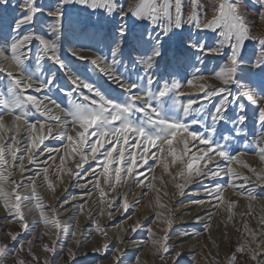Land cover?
<instances>
[{
  "label": "snow or ice",
  "instance_id": "snow-or-ice-1",
  "mask_svg": "<svg viewBox=\"0 0 264 264\" xmlns=\"http://www.w3.org/2000/svg\"><path fill=\"white\" fill-rule=\"evenodd\" d=\"M260 3L264 8V0ZM131 18L140 22L135 32L128 23ZM259 20L264 22V11L259 13ZM255 28L245 0H0V77L4 78L0 80V208L5 211V220L19 224L20 229L14 231L0 224V264H29L21 253L33 264H55L50 257L57 256V244L65 230L83 246L77 239L78 221L63 225L58 208L45 205L37 190L41 173L48 189L53 194L57 190L49 174V161H55L53 153L60 154V149L41 148L49 138L65 142L53 170L60 183L65 174L81 178L90 172L92 180L83 175L86 183L77 186L86 188L92 183L101 202L110 207L111 201L104 198L109 192L117 193L124 212L131 206V193L121 194L118 189L129 185L155 191V206L167 208L161 192L168 196L163 191L168 182L163 175L155 176L157 166L162 167L180 196L202 178H227L224 184L213 187L201 184L211 199L192 203H208L215 208L224 205L227 220L234 226L239 199L226 198L227 189L247 200V210L241 214L243 237L226 262L240 264L246 258L245 264H264V215L253 210L260 198L255 189L261 188L264 195V168L258 171L242 159L251 153L264 162V31ZM69 32L99 37L105 41L108 54L95 58L81 54L93 50L91 46L65 51L63 44ZM209 57L217 58V66L205 75ZM89 65L91 72L106 78L104 83L85 74ZM161 65L165 71L158 74ZM130 69L137 73L135 79L129 75ZM212 80L218 83H210ZM193 87L195 94L185 91ZM242 101L252 106L262 131L257 139L237 149L234 144L247 137L248 115ZM22 132L24 137L18 139ZM44 152L47 156L40 161ZM25 159L35 167L27 185L23 179L14 178L17 171L22 176L29 171ZM69 160L74 168L66 166ZM90 161L98 170L96 166L84 168ZM145 166L152 174L147 183L141 171ZM157 180L161 188H157ZM25 187L29 194L23 196ZM140 202L138 198L135 203ZM76 209L73 215L82 214L84 204L76 205ZM34 211L40 217L36 224L56 230L45 231L38 238L43 257L37 255L32 239L27 246L19 243L21 232L30 229L27 216ZM104 214L103 210L99 213ZM249 216H256L259 230L250 227ZM154 218L164 225L160 229L164 235L158 237L149 227L148 242L160 259L179 264L183 252L169 243L168 236L173 218L162 211H156ZM94 226L107 239L99 221ZM142 227L137 221L125 231L135 233ZM210 227L209 220L205 228ZM44 237L51 243H43ZM109 247L105 242L94 252L107 253ZM67 256L80 264L78 251L68 248ZM123 256L119 247L113 248V264H123ZM213 260L220 264L215 257ZM135 264H140L138 256Z\"/></svg>",
  "mask_w": 264,
  "mask_h": 264
},
{
  "label": "rangeland",
  "instance_id": "rangeland-1",
  "mask_svg": "<svg viewBox=\"0 0 264 264\" xmlns=\"http://www.w3.org/2000/svg\"><path fill=\"white\" fill-rule=\"evenodd\" d=\"M121 2L122 3L126 2V0H121ZM205 2H207V0H205ZM245 4H246V7L248 8V14L250 17V22H252L254 19V18H252V16H255V18H259V13L261 11H264V8H262V6H261L260 0H245ZM72 15H73V10L70 8L69 9V16H72ZM92 19L95 20L96 17L93 16ZM128 23L131 26V28L133 29V32L139 30V25H140L139 21H136L134 18H131V19H129ZM262 27H264V22H262ZM193 31H195V30H193ZM80 46H91L93 48V50H91V51L85 50V51L81 52L82 55L89 57V58H95V56L97 54H101V53L104 55L108 54V48L105 46V41L101 40L97 36H93L90 33L81 34L79 32H77V33L69 32L66 34L65 41L63 44V48L65 51L69 47H73V48L78 49V48H80ZM205 63H206V67L208 69V71L205 72V75H209L211 70L215 69L217 66V58L216 57L206 58ZM124 66L125 67L128 66L127 59L124 60ZM88 68H89V72L85 73L86 75H89L93 80H97L100 83H104L103 80L106 78H103L98 72H91L90 71L91 65H89ZM121 71L122 72L124 71V67L121 68ZM164 71H165V69H164L163 65H161V67L157 69L158 74H161ZM188 71L191 72L192 69L188 70ZM129 75L132 77V79H135L137 73L135 71H131V69H130ZM3 79H4L3 77H0V80H3ZM209 82L218 83L217 81H214V80L209 81ZM61 83H64V82L61 81ZM112 87L115 88L116 86L112 85ZM154 87H155V85H154ZM187 89H185V90H187ZM189 89L187 90V92H192L194 94L197 92L196 88H194L192 91H189ZM234 93H235V89H234ZM193 98H196V96L194 95ZM201 99H202V96H201ZM257 99H259V97H257ZM242 102L246 103V110H247V115H248V120L246 122V127H245V131L247 132V137L245 140H243L241 142L238 141L236 144H234V148H237V149H242L243 143H250L253 139H257L259 133L262 131L260 129L259 124L255 122V112H254L252 106L248 105L246 101H242ZM5 118L11 119L10 117H5ZM33 119H35V117H33ZM8 121H10V120H8ZM23 137H24V133L22 132V138ZM7 138H8L7 135H5V139H7ZM92 139H95V138L93 137ZM64 143L65 142H63L59 139H55V141L50 142V144L41 145V146H42V148H45V146H46L47 148L60 149V154H53V155H55V159H58V161H56V164H58L59 160H60V155L64 151ZM25 144H26V142H25ZM153 151H155V150L153 149ZM242 159L244 161H246L248 164H250L252 167L257 168L258 171L260 169L264 168V162H261L259 160V157L256 155H252L251 153H249V154L245 155L244 157H242ZM77 162H78V157H77ZM66 166L67 167L72 166L74 168V165H73V163L70 162V160L66 161ZM91 166H96L98 169V165H96V163L94 161H90L89 164L84 165V168L90 169ZM51 167H52V165H51ZM234 167H238V166L234 165ZM239 170L242 172H245L248 175H251V173L247 172V169L239 168ZM74 171H78V170L75 169ZM141 171L144 172L145 175L143 178L145 179V182L147 183V180L151 178L152 174L148 172L147 166H145L143 169H141ZM173 171H176V169H173ZM49 173H50V177L53 180V182L54 183L58 182V183H56V185H57V188H59L58 185L60 184V182H59V180H57L56 175L53 174V171H51ZM85 174H87V173H85ZM85 174H82V177ZM162 175H163L164 180L166 182H168L167 186L165 188H163V191L168 192V196H163V192H161V200L164 204L167 205L166 209H158L155 206V198H156V192L155 191H151L147 188H142V189L141 188H131V186L129 185L123 189H118V191L121 194L131 193V195H129V197H128V202L131 206H130L128 212H124L123 208H122V200L116 199L117 193L109 192L108 196L104 198L105 200L111 201V207H110L107 203L101 202L99 191L97 189H93V185H92L91 187H89V190L87 192L83 193L84 194L83 197L85 198L86 197L85 193L90 192L89 197L83 199L80 203L76 204V205L81 204V203L84 204V207H85L84 211H85L86 215L84 213H82L79 215H74L71 218H75V217L77 218L78 217L77 221H79L80 217L84 218L87 215H90L89 221L92 220L91 218L93 217V221H99V224L108 232L107 233L108 234L107 239H109V236H111V238L116 236V239H118L119 237L124 236V234L131 235L132 232H128L125 230L129 229L132 225H134L137 221H139L140 224L143 225V227L138 229L134 233V239H132V240L134 242L135 241H139V242L140 241H146V243H150V242H148L150 238H149L147 229L149 227L153 226L152 224H154L153 231L156 233V235L158 237L164 235V233L162 231H160V229L163 228L164 225L162 223H160L159 221H156L154 218V214L156 211H162L166 215L171 216L173 218V221H174L172 229L168 233V236L170 238L169 243L171 245H172L173 240L177 237V233H178L177 231L179 229H181V233L187 232V233L191 234L190 236H188V238L186 240L183 241L182 244L188 242L191 238H194V240H195L194 243L198 244L197 245L198 251L194 253V255L196 257H200L202 260H207L208 262L211 261L214 263H215V261L213 260V257H215V259L218 260L220 263L227 264L226 258L235 250V247H236L238 241H240L243 237V233H242V231H240V229H241V214L247 210V208H245V206L243 205L241 198L236 197L235 194H233V193H229V192H233L231 188L227 189V191L225 193L226 198L231 197L232 199H239V204L234 210L236 213V215L234 217V226H233L232 222H229L227 220L228 212L226 211V207L224 205H221L219 208H215V210L212 211V212H217V210H218V212H220V216H219L220 221L218 223L216 221H211L210 229L206 230V228H205L206 223H199L198 225H191V224L181 225V220H180V219H186V218L190 217V215L192 214V212L194 210H196L197 208H200L201 206L208 204V203H205L203 205L198 206V205L192 203V201L211 199L210 197L205 195L203 188L201 187V184H203V186H205V187H213L217 183L224 184L226 182L227 178H218L215 181L210 180V179H206V178H202L201 181H197L196 183H193L191 186H189L186 189V193L184 196H180L177 193V190L175 189L173 183L170 182V178L166 174L163 173L162 167L161 166L155 167V176L160 177ZM82 177L78 178L75 176H68L65 174L63 177V183H65V181H67V180H72V179H75V181L79 182L82 179ZM63 183H61V186L63 185ZM24 184L27 185L28 182H26ZM43 184L44 185H40L39 189H38L39 194L43 197V202H45L46 200L48 201L49 198H51V199H54V197L56 198L57 197L56 194H57L58 190H57V192H55V196H54V194L48 189L47 184L46 183H43ZM80 184H83V183H80ZM156 186H157V188H161V185H160L158 180H157ZM104 187L107 188V185H104ZM24 189H23V191H24ZM96 192H98L99 194H97ZM139 192H143V193H141L142 197L137 196V194ZM134 193H136V194H134ZM256 193L258 194V196H260V198H259L260 200L261 199L264 200V195H261V189L258 190ZM73 194H75V193H67L65 196L67 199L70 200V198L73 196ZM77 194H79V193H77ZM94 194L96 195V197L93 200H96L97 198H98V200L95 203V205H96L95 210L93 212H90V208L88 210L87 206L89 205L90 200L92 199ZM143 195H145V197ZM66 198L61 200V203H63L66 200ZM138 198L140 199L141 202L139 204H136L135 202L137 201ZM186 204H191L192 206L189 209H186L183 212H181V210L183 209V207ZM101 210H103L105 213L103 216L99 215ZM207 210H208V208H207ZM257 210H258L259 214H263L262 209L257 208ZM110 212L113 213V215L111 217L115 218V221L109 223L108 225H103L102 223L105 222L103 220H110V217L108 215V213H110ZM212 212L205 211L201 215L205 216V215L212 213ZM119 213H121V216H119ZM47 215L51 216L52 213L49 211V212H47ZM255 217L256 216L247 217L248 223H249L250 227H252L254 229H257V228L259 229V227H257V225L255 223L256 222ZM60 219L63 220L65 218L60 217ZM189 219L190 218H188L185 222H191L192 223L193 221H189ZM93 221H91V223L88 226H85V231L88 230V228L95 230V226L93 224ZM71 224H68V225H71ZM92 238H93V235H91V238L88 239V242ZM100 238L106 239L103 235H101V233H100ZM64 239H66V238H64ZM147 246H148V248L149 247L151 248V252L154 255V257L156 258L158 264L159 263L160 264H172L171 260L164 261V260L160 259L159 256L155 254V249L151 243H150V245H147ZM114 247H117V246H114ZM83 248L85 249V247H83ZM91 249H92V247H91ZM144 249H141V250L143 251ZM142 251H140V252H142ZM138 255L139 254L137 253V256ZM111 257H112V254H107L106 256L102 257L101 259L96 258V257L93 259L91 258V261L94 263L103 262V264H113V262L111 261V259H112ZM245 262H246V258L240 260V264H245ZM130 263H132V262L130 261V262H127L124 264H130ZM179 264H190V262L181 257Z\"/></svg>",
  "mask_w": 264,
  "mask_h": 264
},
{
  "label": "bare ground",
  "instance_id": "bare-ground-1",
  "mask_svg": "<svg viewBox=\"0 0 264 264\" xmlns=\"http://www.w3.org/2000/svg\"><path fill=\"white\" fill-rule=\"evenodd\" d=\"M252 18H254V19L251 23L256 25L255 30L257 32L264 31V27H262V21H260L259 18H255V16H252ZM14 70L15 69H13V71ZM189 70H191V69H189ZM194 88L195 87L190 88V89L188 88V89H189V91H192ZM187 90H185V91H187ZM5 120L7 122L10 119L5 118ZM57 131H59V130H57ZM18 139H22V133H21V137H18ZM52 141H55V139L49 138V139L45 140L43 145L50 144V142H52ZM25 142H26V140L24 141V143ZM41 148H42V146H41ZM21 151H23V147H21ZM53 154H56V153H53ZM46 156H47V152H44L42 155L39 156V160L43 161L46 158ZM56 161H58V159H55V161H49L50 165H52V167L49 169V172L53 171L56 168V166H57ZM24 163L29 168V171L26 174H24L23 176L21 175V173H19L17 171L14 178L17 180L23 179L24 183H26V182H28V179L32 177L33 171H35V167L32 165H28L27 159H25ZM69 167H72V166H69ZM85 175H87L88 181L92 180V176L90 175V172L85 174ZM42 177H43V173H41L40 177H38L36 180L37 190L39 189L40 185H44L43 184L44 182H42L43 181ZM85 181L86 180L82 177V179L79 182L75 181V179H72V180L65 181V183H63L62 186L60 183L58 185L59 188H57L58 192L56 190V192H57L56 196L57 197L56 198L54 197V199L49 198L48 201L46 200L44 202L45 205H49V206L55 207V208L58 207L60 217L65 218V219L61 220V223L63 225H68V224L73 223V221L78 220L77 219L78 217L77 218L76 217L71 218L74 216L73 214L76 213V211H77L75 205L77 203H80L83 199L89 197V195H88L84 198L83 193L87 192L89 190V187H91L93 185L92 183H88L86 188L77 187V184H80V183L84 184V183H86ZM55 183H58V182H55ZM93 189H95V188L93 187ZM260 189L261 188L257 187L255 189V191L257 192ZM67 193H75V194H73V196L76 197V200H71L70 203L64 204V207L60 208L59 205L62 204L61 200L66 198L65 195ZM77 193H79V194H77ZM96 193L99 194L98 192H96ZM141 193H143V192H139L137 194V196L142 197ZM229 193H233V192H229ZM21 194L23 196L28 195L29 189L27 187H25L24 191ZM134 194H136V193H134ZM54 196H55V194H54ZM143 196L145 197V195H143ZM95 197H96V195L94 194L92 199L90 200L89 205L87 206L88 210L90 208V212H93L96 208L95 203L98 200V198L96 200H93ZM229 198L232 199L231 197H229ZM241 201H242L243 205L245 206V208H247L248 201L245 199H241ZM191 206H192L191 204H186L183 207V209L181 210V212H183L186 209H189ZM207 208H208V210H207ZM257 208L262 209L263 214H259ZM64 209H67V211H65ZM213 210H215V207H212L209 204L201 206L200 208H197L196 210H194L192 212V214L190 215V217H188V218H190L189 221H193L192 223L191 222H185L188 218L180 219L181 225H188V224L198 225L199 223H206L209 220L210 221H216L218 223L220 221V219H219L220 212H218V210H217V212H212ZM253 210L255 211V213L257 215H264V200L258 199V201L253 204ZM205 211L212 212L213 215L211 217L209 216V214H207L205 216L201 215ZM83 213L86 215L85 211ZM119 216H121V213H119ZM89 217H90V215H87L84 218L80 217V219L78 221L79 231L77 234V239H80L82 241V244H83L82 248L80 245H77L74 242V240H72L70 238V236L68 235L66 230L61 234L60 240L58 241V244H57V256L50 257V259L55 261V264H76L75 261L69 260V258L67 256V249L68 248H72L73 251H78L77 261H79L80 264H103V262L94 263L91 261V258L93 259L96 257V258L101 259L102 257L106 256L107 254L113 255V247L114 246L119 247L121 252L124 253V256L122 258L123 264L130 262V261L132 262L130 264H135V258L137 257V253L139 254L138 257H139L140 264H158L156 258L154 257V255L151 252V248L150 247L148 248V246H147V245H150V243H146V241H143L144 243H139V241L134 242L132 240V239H134V233H132L131 235L124 234V236L119 237L118 239H116V236L112 237V238H111V236H109V239H104V238H100V233L95 231L94 229H89L87 227L88 230L85 231V226H88L91 223V221H93V217L91 218L92 220H90V221H89ZM39 219H40V217H39L38 213L35 211L27 216V220H28V223L30 225V229L28 232H21V236L19 238V243L25 244L27 246L26 242L29 239H32L33 244L35 245V251H36L37 255H40L41 257H43L45 254L41 251V243L38 240V238L45 231L55 232L56 230L54 228H51V227L46 228L43 223L36 224L35 222L38 221ZM103 221H105L102 223L103 225H108L109 223L114 222L115 218L110 217V220H103ZM94 222L95 221H93V224H94ZM255 223H256L257 227H259L257 219H256ZM0 224H2L5 228H10L14 231L20 230L19 224H17V223L9 224L5 220V211L3 208H0ZM33 224H35L34 228H32ZM152 225L153 226H151V228L153 229L154 224H152ZM256 230H259V229L257 228ZM177 232H178L177 237L173 240L172 245L177 247L180 251L183 252V255H182L183 259L188 260L190 262V264H215L214 262H211V261L208 262L207 260H202L200 257H196L194 255V253L198 251V248H197L198 244L194 243L195 242L194 238H191L188 242L182 244L183 241L188 238V236L180 235L181 229H179ZM91 235H93V238L88 242V239L91 238ZM64 238H66V239H64ZM5 239H6V237H5ZM121 240L123 241V243H120ZM105 242L108 243L110 246L109 251L107 253L94 252L95 248L102 246ZM43 243H51V241L49 240L48 237H44ZM90 246L92 247V249ZM83 247H85V249ZM141 249H144V250L142 251ZM140 251H142V252H140ZM85 254H87V255H85ZM20 255L22 257H24L25 259H28L29 264H33V262L27 257V255L25 253H21ZM111 261L113 262L112 259H111ZM220 264H223V263H220Z\"/></svg>",
  "mask_w": 264,
  "mask_h": 264
}]
</instances>
